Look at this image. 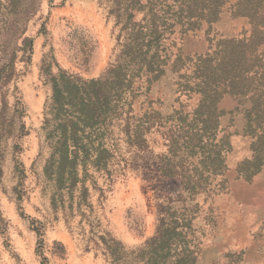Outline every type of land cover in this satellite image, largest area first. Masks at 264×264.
<instances>
[{"label": "rangeland", "instance_id": "374dc122", "mask_svg": "<svg viewBox=\"0 0 264 264\" xmlns=\"http://www.w3.org/2000/svg\"><path fill=\"white\" fill-rule=\"evenodd\" d=\"M17 5L16 10H0V66L16 54L14 74L5 88L10 105L19 100L12 132L0 137V264H115L100 252L95 256V250H84L86 242L79 233L78 216L69 224L60 214L55 218L44 190L45 149L38 156L44 139L43 106L50 94L49 85L39 75L41 58L52 54L62 68L83 78L103 74L112 61L115 45L114 18L108 15L110 4L107 0H20ZM178 30L166 38L168 52L179 50L194 60L209 50V38L213 39L214 49L219 38L249 36L251 24L225 9L209 29L203 24L199 30ZM24 36L32 39L27 60L19 50ZM259 47L264 54V43ZM184 72L185 68L173 72L166 67L146 95L134 100V125L142 119L143 127L150 126L143 135L146 148L127 144L122 119L111 127L112 136L107 141L117 144L120 160L112 167L116 170L111 184L105 185L103 178H97L99 186L106 189L103 201H97L96 192L91 198L100 223L98 234L107 232L124 245L125 256L116 264H144L136 260L138 249L156 234L159 204L166 203L168 196L182 200L172 204L180 213L187 208L194 210L198 204V214L188 231L195 264H264L248 261L245 250L235 248L224 233L233 222L254 217L261 222L253 236L257 245H264V178L255 174L247 180L236 171L238 164L251 156V139L242 133L244 112L234 109L236 99L227 98L229 95L218 105L224 112L219 118L220 127L230 134L227 139L231 149L222 147L223 169L213 162L214 148L209 141L203 144V155L199 146L191 153L183 141L187 137L195 139L197 134L210 140L213 130L202 122L208 119L206 114L192 113L196 95L188 97L177 91L179 74ZM186 73L190 74L191 69ZM247 77L254 78L253 83L264 81L260 70L255 75L251 71ZM145 80H141L142 90L147 86ZM153 113L161 116L162 124L155 122L158 119ZM204 126L207 129L202 131ZM223 132L216 136L221 137ZM171 135L178 141L176 156L168 152ZM239 147L242 153L247 151V157L244 153L233 156ZM171 165L176 173L165 175L163 170ZM206 176L207 182L197 183L198 178ZM178 244L160 264H172L181 256Z\"/></svg>", "mask_w": 264, "mask_h": 264}, {"label": "trees", "instance_id": "16d2710c", "mask_svg": "<svg viewBox=\"0 0 264 264\" xmlns=\"http://www.w3.org/2000/svg\"><path fill=\"white\" fill-rule=\"evenodd\" d=\"M107 1L110 4L108 15L114 18L116 33L112 61L103 74L83 78L62 68L52 54H44L41 58L39 75L44 84L49 85L50 94L43 106L41 128L44 139L38 156L45 149L42 164L44 190L48 192L55 218L58 219L60 214L69 224L78 216L79 233L86 242L84 250H95V256L100 252L116 264L125 256L124 245L107 232L98 234L96 228L100 223L91 198L96 192L97 201H103L106 189L99 186L97 178H103L105 185L111 184L116 170L112 167L120 160L117 144L107 141L116 121L123 120L122 131L128 145L146 148L143 135L150 126L143 127L142 119L134 125L132 105L137 97L146 95L151 83L164 74L166 67L173 72L185 68V72L179 74L177 91L188 97L196 95L197 103L192 113L206 114L208 119L202 122L210 124L208 129L213 130L210 140L197 134L195 139L187 137L183 141L184 146L191 148V153L199 146L203 155V144L209 141L214 148L211 150L213 162L219 169L224 168L221 157L223 151L231 149L227 139L230 134L224 133L220 127L219 118L224 112L218 105L225 95H229L236 99L234 109L244 112L246 121L242 133L251 139V156L239 163L236 171L242 178L250 180L264 169V81L253 83L254 78L247 77L251 71L254 75L259 70L264 73V54L259 51V46L264 43V0ZM19 2L0 0V10H16ZM225 9L233 17L248 19L251 24L249 36L219 38L214 49H211L213 39L209 38V50L194 60L179 50L168 52L166 38L175 30L186 33L201 29L203 24L209 29ZM22 33H25V28ZM31 49L32 39L24 36L19 47L23 53L21 57L27 60ZM16 57L12 53L0 66V137L12 132L18 112L19 100L10 105L8 89L5 88L14 74ZM189 69L190 74L186 73ZM142 78H146L144 90ZM181 109L183 111V106ZM153 114L158 119L155 122L162 124L161 116ZM219 132H223L221 137L216 136ZM173 136H170L168 152L176 156L179 147L177 138ZM223 146H226L225 150H222ZM203 159H208V156H203ZM200 163L203 165V160ZM163 173L175 174L174 165L164 169ZM203 180L206 181L207 176L198 178L197 183L201 184ZM186 189L194 191L188 186ZM193 194L196 193L191 196ZM166 197V203L159 204L156 234L138 249L136 260L144 264L164 263L172 246L176 249L180 243L181 256L176 257L172 264H195L193 250L188 246V231L198 214V204L194 205V210L187 208L180 213L172 204L181 199Z\"/></svg>", "mask_w": 264, "mask_h": 264}, {"label": "crops", "instance_id": "0c3cea01", "mask_svg": "<svg viewBox=\"0 0 264 264\" xmlns=\"http://www.w3.org/2000/svg\"><path fill=\"white\" fill-rule=\"evenodd\" d=\"M225 98L226 96L223 97L220 102H222V100H224ZM241 150H242L241 147L236 148L235 151L233 152V156L236 157V155L237 156L240 155V153H242ZM243 153H242L243 157L248 156L247 151ZM258 175L259 177L264 178V171L258 172L257 176ZM243 219H244L243 222L235 221L231 225L226 226L224 228L225 230L224 233L229 238L228 240H230L234 244L235 248L239 250H245L244 256L248 261L264 263V245L262 246L257 245L255 238L253 236L254 231L258 228L261 221L260 219L256 220V218L254 217L248 219L243 218Z\"/></svg>", "mask_w": 264, "mask_h": 264}]
</instances>
